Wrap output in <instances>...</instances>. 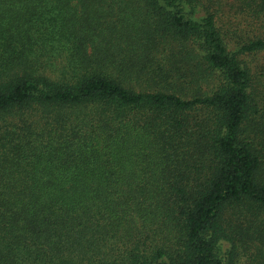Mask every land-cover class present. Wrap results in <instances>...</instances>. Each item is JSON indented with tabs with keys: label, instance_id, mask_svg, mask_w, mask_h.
<instances>
[{
	"label": "trees",
	"instance_id": "16d2710c",
	"mask_svg": "<svg viewBox=\"0 0 264 264\" xmlns=\"http://www.w3.org/2000/svg\"><path fill=\"white\" fill-rule=\"evenodd\" d=\"M262 51L264 0H0V264H264Z\"/></svg>",
	"mask_w": 264,
	"mask_h": 264
},
{
	"label": "rangeland",
	"instance_id": "374dc122",
	"mask_svg": "<svg viewBox=\"0 0 264 264\" xmlns=\"http://www.w3.org/2000/svg\"><path fill=\"white\" fill-rule=\"evenodd\" d=\"M204 9L202 7H198L195 9L194 13L196 15H202L204 14ZM231 47H234L235 43L232 41L230 42ZM245 58V63L246 66L248 67V69L251 71H255V63L263 61L264 60V51L262 52H257L256 54L253 53L251 55H246L244 56ZM251 71V72H252ZM253 73V72H252ZM255 75V73H253ZM255 212V210L253 211H245V214H249V215H253V213ZM231 217V214L229 213V215L227 214L226 217L224 218L223 224L225 226L226 229H230V225L231 222L229 221V218ZM255 218V217H254ZM253 218V219H254ZM251 219V220H253ZM251 248L249 250V252L247 254H241L240 256V264H255V251H258V242H256L255 240L251 242L250 244ZM229 243L227 241H225L224 243H222L221 247H220V251L222 253V257H224L225 255H228V248H229ZM264 249V248H263Z\"/></svg>",
	"mask_w": 264,
	"mask_h": 264
}]
</instances>
